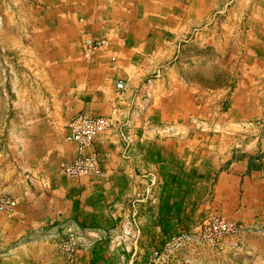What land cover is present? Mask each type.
<instances>
[{
	"label": "crops",
	"instance_id": "0c3cea01",
	"mask_svg": "<svg viewBox=\"0 0 264 264\" xmlns=\"http://www.w3.org/2000/svg\"><path fill=\"white\" fill-rule=\"evenodd\" d=\"M135 2L13 0L14 12H5L1 46L16 66L23 53H32L31 76L38 90L29 96L38 102L25 111L0 110V195L15 201L0 213V250L64 227L101 244L125 239L120 230L128 226L135 229L136 243L156 244L212 216L264 226V156L244 155L219 166L211 156L187 157L185 142L158 139L163 128L154 127L155 118L167 121L174 113L168 118L162 101L166 97L174 110L186 82L171 78L167 83L177 88L167 93L163 79L147 81L175 49L168 38L157 48L158 39L149 37H180L185 31L121 26V14L130 19ZM89 37L103 46L85 61L81 42ZM118 81L124 83L121 92L115 89ZM194 88L201 91L196 83ZM29 96L20 89L12 95L16 101H30ZM79 115L102 122L91 148L82 150L65 141V128ZM237 125L222 129L211 123L200 131L210 137L243 130ZM89 152L97 155L101 176L59 175L62 165Z\"/></svg>",
	"mask_w": 264,
	"mask_h": 264
},
{
	"label": "rangeland",
	"instance_id": "374dc122",
	"mask_svg": "<svg viewBox=\"0 0 264 264\" xmlns=\"http://www.w3.org/2000/svg\"><path fill=\"white\" fill-rule=\"evenodd\" d=\"M12 3L13 0H0V31L5 26V12L9 8L13 11ZM120 17L123 27L185 31L180 37H149L158 39L157 48L160 40L169 39L175 49L170 59L162 61L163 68L155 69L147 81L163 79L167 93L177 88L167 83L171 78L184 77L186 82V93H180L179 99L176 96L174 110L167 106L166 97L162 101V112L168 118L170 112L174 113L167 121L155 118L154 127L163 128L158 139L185 142L187 157L196 153L205 160L211 156L218 159L219 166L226 159L264 156V0H136L130 19L125 18V13ZM24 43H30V38L25 37ZM102 46L91 37L84 39L82 58L91 60ZM31 56L30 52L23 53L16 66L17 61L11 60L0 42V110L25 111L27 106L37 104L30 97L38 90L32 81ZM195 83L201 91L194 88ZM19 89L31 100L13 99ZM101 120L106 128L107 121ZM169 123L182 126V131H173ZM211 123L222 129L239 124L243 130L218 131L209 137L200 127ZM60 168L58 173L63 177ZM14 204L8 195H0V213L8 212ZM120 232L125 239L93 244L72 228L48 229L0 250L5 255L0 264H89L94 249L98 255L95 264H264V226H245L221 216L203 219L195 227L156 244L136 243L132 236L135 229L128 226Z\"/></svg>",
	"mask_w": 264,
	"mask_h": 264
},
{
	"label": "bare ground",
	"instance_id": "6f19581e",
	"mask_svg": "<svg viewBox=\"0 0 264 264\" xmlns=\"http://www.w3.org/2000/svg\"><path fill=\"white\" fill-rule=\"evenodd\" d=\"M115 89L118 92L123 91L124 83L118 81L115 84ZM101 124L102 122L99 119L87 118L82 115L76 116L67 125L68 131L65 141L74 144L79 150H82L90 146L91 140ZM60 173L63 177L69 179H75L83 175H102L94 153L86 157L82 155L75 157L70 163L60 168Z\"/></svg>",
	"mask_w": 264,
	"mask_h": 264
},
{
	"label": "trees",
	"instance_id": "16d2710c",
	"mask_svg": "<svg viewBox=\"0 0 264 264\" xmlns=\"http://www.w3.org/2000/svg\"><path fill=\"white\" fill-rule=\"evenodd\" d=\"M168 213V212H167ZM183 232H185V231H183ZM182 231L181 232H178V233H176V234H180V233H183ZM75 256V255H74ZM91 261L89 262V264H95V261H97L98 260V255H97V250L96 249H94L93 250V252H92V256H91V259H90Z\"/></svg>",
	"mask_w": 264,
	"mask_h": 264
}]
</instances>
